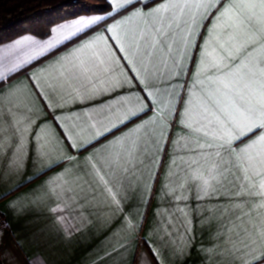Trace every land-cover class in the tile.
<instances>
[{"label": "crops", "instance_id": "crops-1", "mask_svg": "<svg viewBox=\"0 0 264 264\" xmlns=\"http://www.w3.org/2000/svg\"><path fill=\"white\" fill-rule=\"evenodd\" d=\"M237 2L206 11L199 0H134L135 9L117 11L109 0L106 11L47 20L44 37L0 44V264H231L216 236L231 215L225 194L197 199L190 178L178 186L192 170L207 173L199 154L211 149L198 145L212 143L217 128L210 94L221 70L214 65L220 57L236 63L227 59L230 45L220 46L226 36L218 39L217 17ZM162 4L170 7L153 12ZM136 9L144 15L131 17ZM94 17L102 19L69 27ZM113 25L139 49L121 52L107 31ZM146 77L156 86L151 111L138 99ZM132 141L140 162L125 176L127 200L117 212L88 161L111 184L102 161ZM181 193L186 200L174 198ZM262 254L257 246L248 259Z\"/></svg>", "mask_w": 264, "mask_h": 264}, {"label": "snow or ice", "instance_id": "snow-or-ice-1", "mask_svg": "<svg viewBox=\"0 0 264 264\" xmlns=\"http://www.w3.org/2000/svg\"><path fill=\"white\" fill-rule=\"evenodd\" d=\"M111 3L117 11L129 10V6L132 9L136 7L134 0H111ZM218 3L220 0H199L197 7L208 11ZM169 7L168 4H162L153 12L158 13ZM143 15L139 9L131 12V17ZM100 19L102 18L79 19L69 27L92 25ZM217 20L222 21L218 39L220 36H226L220 46L225 48L226 44L230 45V48H225L227 59L236 63H226V58L220 57L219 62L214 65L221 70V75L216 80L218 87L210 94L215 98L214 104L219 111L218 115L216 112L210 113L217 128L213 133L212 143L198 145L202 149H211L199 154L207 166V173L199 168L192 170L190 176L178 187L183 189L190 178L196 185L197 199L218 193L225 194L228 201L225 214L231 212V215L216 233L218 239L223 237L222 253L231 258V264H264V254L255 260L248 259L257 246L264 249V0H238L237 3L225 7ZM117 27L118 25H113L107 31L114 34L113 38L119 44V50L127 52L134 46L139 49V40L133 38L135 43H129L126 37L117 33ZM215 27L214 25V30ZM143 38L142 35L140 39ZM28 39L30 38H25ZM157 43L159 41L153 37L151 47H155ZM79 70L89 71L83 63ZM138 83L142 85L140 91L144 93L138 99L149 101L142 110L151 111L150 97L155 96L151 89L156 86L148 77ZM205 112H209V109L205 108ZM132 115L138 114L133 112ZM51 120H57L54 112ZM257 129L260 134L244 143V138ZM237 141L243 146L234 147V142ZM138 152L137 141H132L127 146H122L121 150L110 153L102 161L106 174L113 179L111 184L101 174L96 163L88 161L117 212H124L121 203L122 200H127L124 179L130 169L134 170L140 162ZM39 153L41 156L46 154L45 145H41ZM192 163H197V160L193 159ZM172 192L175 193L176 188H173ZM174 198L178 201L187 199L182 193ZM66 207L67 205L57 207L51 211L63 213ZM176 211L187 215L183 208L178 207ZM57 220H66V217L60 216ZM129 226H132L131 222ZM17 244L22 246L20 241H17Z\"/></svg>", "mask_w": 264, "mask_h": 264}, {"label": "trees", "instance_id": "trees-1", "mask_svg": "<svg viewBox=\"0 0 264 264\" xmlns=\"http://www.w3.org/2000/svg\"><path fill=\"white\" fill-rule=\"evenodd\" d=\"M81 0H0V44L31 33L41 37L46 14L63 12L79 5Z\"/></svg>", "mask_w": 264, "mask_h": 264}, {"label": "rangeland", "instance_id": "rangeland-1", "mask_svg": "<svg viewBox=\"0 0 264 264\" xmlns=\"http://www.w3.org/2000/svg\"><path fill=\"white\" fill-rule=\"evenodd\" d=\"M108 1L109 0H81L79 2V5L73 7V8H70V9H67L63 12H56V13H53V14H46L44 16V19H43V26L45 27L47 20H50V19H60L63 17V14L69 12V11H74V10H79V11H82V10H86V11H97V12H102V11H106L108 9Z\"/></svg>", "mask_w": 264, "mask_h": 264}, {"label": "built area", "instance_id": "built-area-1", "mask_svg": "<svg viewBox=\"0 0 264 264\" xmlns=\"http://www.w3.org/2000/svg\"><path fill=\"white\" fill-rule=\"evenodd\" d=\"M0 226H1V227L4 226V223H3V221L1 220V218H0Z\"/></svg>", "mask_w": 264, "mask_h": 264}]
</instances>
